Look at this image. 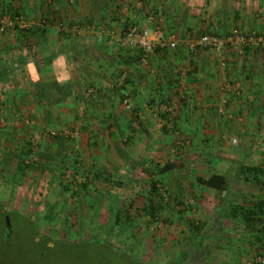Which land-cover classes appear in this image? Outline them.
Wrapping results in <instances>:
<instances>
[{
  "label": "crops",
  "instance_id": "0c3cea01",
  "mask_svg": "<svg viewBox=\"0 0 264 264\" xmlns=\"http://www.w3.org/2000/svg\"><path fill=\"white\" fill-rule=\"evenodd\" d=\"M0 11L4 16L21 13L31 28L29 36L19 28L0 30V172H12L1 182L31 187L33 175L37 184L55 186L65 170L78 182L94 181L78 174L83 166L99 179L131 169L127 179L134 185L148 181L146 174L163 176L172 185L170 170L161 167L179 135L188 140L178 152L183 150L186 160L195 164V202L199 209L208 207L210 229L236 235L248 227L243 220L233 221L242 216L231 208L247 206L257 193L259 200L264 198V184L239 175L242 165L264 168V47L190 53L183 40L206 32L225 35L235 27L245 33L262 31L264 0H0ZM129 16L153 34L158 30L167 38L175 36L180 45L157 48L142 59L136 49H122L110 39L99 42L93 31L71 29H120ZM57 56L64 58L74 94L50 105L37 96L29 66L39 61L47 69L40 71L44 76ZM227 79L240 87V94L222 91ZM124 93L133 110L123 103ZM172 115L175 129L169 130ZM62 128H78L80 134L76 139L49 134ZM37 130L42 131L36 161L20 170ZM19 171L25 174L18 176ZM215 173L228 177L223 192L199 179ZM44 179L48 183L43 184ZM233 248L238 251L230 256L231 264L250 262L255 247Z\"/></svg>",
  "mask_w": 264,
  "mask_h": 264
},
{
  "label": "rangeland",
  "instance_id": "374dc122",
  "mask_svg": "<svg viewBox=\"0 0 264 264\" xmlns=\"http://www.w3.org/2000/svg\"><path fill=\"white\" fill-rule=\"evenodd\" d=\"M167 126L169 130L175 129L174 116L169 118ZM187 141L179 135L174 136L172 148L169 144L171 149L164 158L165 164L170 162L173 165L168 171V179L172 185L163 176L156 179L146 173L149 180H140L134 185L127 179L131 169L121 170L118 172L120 175L108 173L100 179L97 177V180L94 173L82 166L78 167L82 169L78 174L94 179L88 182L85 189L79 188L82 181L78 182L79 179L66 170L58 174L55 186L50 183L45 185L47 187L37 184L32 175L29 182L31 187L21 188L22 184L20 187L16 180L17 186L5 179L1 182L11 171L0 172V205L12 210L14 214L12 222L15 221L13 227L18 234L16 239L21 236L24 238L23 233L27 231L28 222L21 218L24 213L32 216L40 232L61 241L60 244L64 243L63 248L51 245L40 261L39 258L35 262H24L22 258L18 262L12 257V262L6 263L7 252L1 258L5 262L1 263L0 260V264H231L233 261L230 256L238 251L233 245L255 247L254 254L249 257L250 262L248 260L249 263H245L254 264L253 260L261 251L262 238L264 239V222L248 226L236 235L217 234L210 229L213 217L209 218L211 214L208 207L204 204L199 209L195 202L197 197L192 182L195 164L186 160L188 156L183 150L178 152V146L187 145ZM178 142L183 143L177 144ZM30 158L31 155L27 156V159ZM79 160L82 162L83 159ZM29 163L32 165L33 162ZM174 166L178 167L176 171L171 170ZM177 173L179 177L176 176ZM24 174L25 172H21L18 176ZM179 178H182L181 182ZM154 179L162 185L160 194L152 196L157 206L151 210L148 196L150 181ZM47 181L44 179L43 184L48 183ZM255 200H259V193ZM232 209L237 214L241 210L236 206ZM116 216H120L119 219L116 220ZM3 219L0 213V237L3 227H7L6 220L2 226ZM242 220V217L233 218V221L239 223ZM89 239L111 243L124 253L111 250V245L81 243ZM20 251L18 254L22 256L23 249ZM127 255L133 259L127 258Z\"/></svg>",
  "mask_w": 264,
  "mask_h": 264
},
{
  "label": "trees",
  "instance_id": "16d2710c",
  "mask_svg": "<svg viewBox=\"0 0 264 264\" xmlns=\"http://www.w3.org/2000/svg\"><path fill=\"white\" fill-rule=\"evenodd\" d=\"M12 15H22L21 13H12ZM20 31L26 35L29 36L31 33V28L29 29H20ZM211 33V32H206ZM50 67L48 68L47 74L44 76L40 73V71L44 70V72L47 71V69H42L39 61H34L30 67V74H31V81L34 84V88L36 90L37 96L44 102L55 105L63 102L68 97H71L74 93V86L72 83V80L70 78V75L68 74V71L66 70V63L64 61V58L62 56H57L54 59L50 61ZM41 71V72H42ZM60 137H63L62 135H59ZM55 136V137H59ZM27 153L26 156H24V159L21 160L20 164V170L24 166V168H30L31 163L25 162V159L30 153L32 152L31 143L27 145ZM172 163L168 162L164 166L161 167L162 171L169 170L172 167ZM23 170V169H22ZM22 171H19L21 173ZM24 173V172H22ZM239 175L243 176L246 180H251L253 182L264 184V168L256 165V166H249V165H242L239 170ZM200 181L205 184L208 187H211L219 192H223L228 187V177L223 174H212L208 178H199ZM158 180H151L150 181V191L148 196V200L150 203L151 210L155 209L157 205L154 204V198L152 196H155L156 194H160V183L158 184ZM88 182H81L79 185V188H87ZM236 208L241 209L238 214L242 215L243 221L247 224V226H254L255 223L264 222V198L260 200H254L251 201L247 206H238ZM0 213L4 217L2 220V226L4 224V221L9 220L10 226L1 230V237H0V260L1 263H4L5 261L1 258L7 255V261L6 263L12 262L11 258L14 257L18 262L23 258V261H36V259L41 260L42 256L47 252V249L51 245H59L62 246L63 244H60L61 241H58L56 239H53L51 237L46 236V234H43L38 230L37 224L34 222L32 216L29 214L22 213L21 218L25 219V221L28 222L26 226V232L23 233L24 238L16 239L18 234L14 230L13 227V218L14 214L12 210L6 209L4 206L0 205ZM13 215V216H12ZM117 217V218H116ZM116 220L119 219L120 216H116ZM21 227V224H19V229ZM25 227V226H24ZM22 227V228H24ZM261 241V240H260ZM81 243H90L94 245L98 244H104L106 246H110L114 251H118L120 249L116 248L111 243H103L101 240H93L89 239L86 240V242ZM264 243V239L262 238V244ZM72 244V243H67ZM113 246V247H112ZM67 247V246H66ZM23 249L22 256L18 254V251ZM65 251V249H62ZM122 251V250H120ZM123 252V251H122ZM124 253V252H123ZM127 258L129 255L126 256ZM129 259H133L129 257ZM137 264H142L138 263Z\"/></svg>",
  "mask_w": 264,
  "mask_h": 264
},
{
  "label": "built area",
  "instance_id": "2783aa9c",
  "mask_svg": "<svg viewBox=\"0 0 264 264\" xmlns=\"http://www.w3.org/2000/svg\"><path fill=\"white\" fill-rule=\"evenodd\" d=\"M6 26L19 29H29V22L26 21L23 15H8L4 16L0 11V30L4 31ZM60 28L68 29L66 25L60 24ZM70 29V27H69ZM74 31L89 30L95 33V37L99 42H104L110 39L114 44L122 49H136L142 54V59L154 52L157 48H171L176 49L180 45V41L175 36L166 37L162 31H156L151 33V30L147 26H139L131 17H127L122 21V27L116 29L109 26H96L88 25L81 27L80 25H74L72 28ZM183 44L186 50L190 53H196L198 51H209L223 53L228 48H235L241 52L249 48L250 46L257 45L264 47V30L245 33L241 29L235 27L225 35H219L217 33H203L197 37H188L183 40ZM221 65L225 68L227 66L226 57L221 58ZM222 91L229 94H240L241 89L238 85L227 79L222 84ZM186 98V96H185ZM224 101H227L224 98ZM123 103L126 108L133 110L131 99L128 93L123 94ZM172 117V116H171ZM42 130H37L30 137V143L32 152V162L36 161L35 152L37 150L38 140L41 136ZM78 129H62V130H50L51 136H65L74 138L78 136ZM234 141H236L234 139ZM178 142L177 144H182ZM31 159V158H30ZM29 163V162H28ZM254 264H264V243L262 244L261 251L253 260Z\"/></svg>",
  "mask_w": 264,
  "mask_h": 264
},
{
  "label": "water",
  "instance_id": "95a60500",
  "mask_svg": "<svg viewBox=\"0 0 264 264\" xmlns=\"http://www.w3.org/2000/svg\"><path fill=\"white\" fill-rule=\"evenodd\" d=\"M7 226H8V227L10 226V224H9V220H7Z\"/></svg>",
  "mask_w": 264,
  "mask_h": 264
}]
</instances>
